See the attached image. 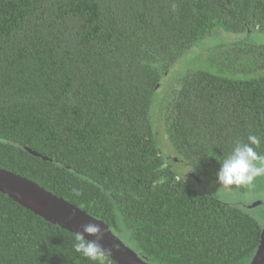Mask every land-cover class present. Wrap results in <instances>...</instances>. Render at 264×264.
Here are the masks:
<instances>
[{"label":"trees","instance_id":"trees-1","mask_svg":"<svg viewBox=\"0 0 264 264\" xmlns=\"http://www.w3.org/2000/svg\"><path fill=\"white\" fill-rule=\"evenodd\" d=\"M221 31L238 38L193 67ZM262 35L264 0H0V167L150 263L248 264L264 225L190 182L217 179L249 134L264 158ZM176 63L187 70L162 107ZM75 235L0 192V264H117L76 253Z\"/></svg>","mask_w":264,"mask_h":264},{"label":"water","instance_id":"water-1","mask_svg":"<svg viewBox=\"0 0 264 264\" xmlns=\"http://www.w3.org/2000/svg\"><path fill=\"white\" fill-rule=\"evenodd\" d=\"M17 146L43 159L52 160L32 148L21 144H17ZM189 175L194 176L193 173ZM0 192L44 220L74 233L82 232V226L89 222L99 224L104 235L97 242L102 248V253L117 264H153L143 259L136 251L118 238L103 220L81 206L54 194L37 182L3 167H0ZM261 203L256 202L251 207ZM85 236L90 240H96L95 236L86 233ZM248 264H264V227L257 251Z\"/></svg>","mask_w":264,"mask_h":264},{"label":"rangeland","instance_id":"rangeland-1","mask_svg":"<svg viewBox=\"0 0 264 264\" xmlns=\"http://www.w3.org/2000/svg\"><path fill=\"white\" fill-rule=\"evenodd\" d=\"M238 36L234 33L230 32H218L206 40H204L198 47H195L193 54L189 56L191 58V65L193 67L202 68L204 66L203 62H201L205 56L210 55L213 52V49H217L218 47H223L228 44L229 41L237 40ZM260 43H264V35L259 37ZM187 57V59H189ZM186 59V60H187ZM180 64L176 63V66L173 70L174 74L172 73L171 76L168 75L160 88V93L158 94L161 100L160 103L165 104L166 99L170 95L173 87L178 81L179 77L181 78L185 72L183 68H179ZM175 88V87H174ZM153 115V108L151 111ZM171 145V144H170ZM164 155H170L171 153L169 150L163 147ZM172 156L174 154H171ZM184 168V167H183ZM182 168V169H183ZM186 169H183V172ZM188 174V173H185ZM192 187H194L198 192L206 195H210L220 201L228 202L231 204H236L243 208L245 211H248L251 215H253L261 224L264 225V174L257 176L250 184L242 185V186H224L217 182V179H214L210 176H206L201 178V180H192L190 182ZM256 202H262L260 205L255 207H251Z\"/></svg>","mask_w":264,"mask_h":264},{"label":"clouds","instance_id":"clouds-1","mask_svg":"<svg viewBox=\"0 0 264 264\" xmlns=\"http://www.w3.org/2000/svg\"><path fill=\"white\" fill-rule=\"evenodd\" d=\"M175 9V5H173ZM258 138L252 134L248 136L247 143L237 142L231 152L220 163L216 173L217 182L224 186H242L250 184L257 176L264 174V158L260 157L252 145H258ZM74 192L79 193L74 189ZM82 232H77L74 237L73 250L90 261H97L102 248L97 242L103 238L104 232L99 224L89 222L84 224ZM85 233L95 236L90 240Z\"/></svg>","mask_w":264,"mask_h":264}]
</instances>
